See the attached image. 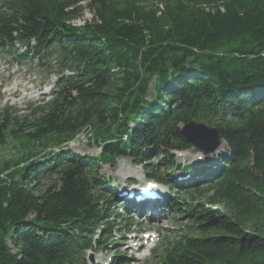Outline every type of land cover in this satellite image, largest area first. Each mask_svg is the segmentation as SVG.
<instances>
[{"label":"trees","instance_id":"obj_1","mask_svg":"<svg viewBox=\"0 0 264 264\" xmlns=\"http://www.w3.org/2000/svg\"><path fill=\"white\" fill-rule=\"evenodd\" d=\"M17 43L60 78L29 114L0 112V146L34 150L0 163V264H88L113 228L102 166L172 168L192 120L226 152L182 167L206 203L171 204L186 233L150 264H264V0H2L0 50ZM81 134L96 154L68 149Z\"/></svg>","mask_w":264,"mask_h":264},{"label":"rangeland","instance_id":"obj_2","mask_svg":"<svg viewBox=\"0 0 264 264\" xmlns=\"http://www.w3.org/2000/svg\"><path fill=\"white\" fill-rule=\"evenodd\" d=\"M90 18V13L88 11H84L82 18L73 22L76 25H81L85 20L89 21ZM32 63H36V61L34 60ZM54 79V74L43 70L41 66H36L35 64L30 63L19 65L12 61V56L10 53L1 52L0 107L5 104H11L15 107H25V105L28 103H35L41 98L43 92H47V87L49 86L48 83H51L54 81ZM87 138V134L79 135L73 141L67 143L68 149L80 155L87 153L96 154L98 149L94 145H89ZM33 151L34 150L31 144L22 145L19 143V141L7 139L6 144L0 146V163L4 161L13 163L18 161L21 157H24V155L27 153L29 154ZM225 152L226 146L224 144H222L215 152H212L211 157H208L210 159L209 162L211 163V166L215 163L214 159L217 156H222V154ZM156 153L152 155L148 161H146L145 165L143 163L142 165H139L131 158H120L116 161L114 167H109L107 165L102 166L99 172L100 177L107 179L105 180L106 185H108L107 188L111 189L114 184L122 185L124 181L129 179L140 180L142 181L141 184L143 185L145 180L150 181L151 179L144 176L143 173L152 172L159 175L158 173L161 172L162 174H166V177L172 173L175 175V172L171 173V171L160 165V160H162V158L161 156L156 158ZM199 155L200 153H198L197 149L194 147L183 151H175V156L177 159L174 163L179 168L184 169L182 167H185L189 163H197V157ZM155 170L157 172H155ZM180 173L182 172H178V174ZM46 184V180H41V186H45ZM157 187L161 188V186ZM164 189L166 194L173 196L174 199L177 198L174 195H177L179 198H184V201H192V199H194V202L197 204L206 203L203 195H194L190 192L187 193L183 191H181L179 194H174L168 189L167 186ZM107 193L110 192L107 191ZM169 203L173 204L172 201H169ZM112 210L115 211L114 208ZM112 213L115 214V212ZM149 214L151 218H148V216L146 217V214L143 215V213L139 212L140 216L136 215L132 219L133 224H130L127 227H124V224L120 222L118 225L120 231L113 233V238H111V241L109 239L105 240L106 245L113 243L115 248H110V246H108L104 248H96L91 252L89 251L88 256L91 259V264H107L109 260L112 259V252L114 249L120 250L122 255L125 256L124 259L129 261V264H150L157 258L158 253H161L167 239L171 241L172 238L186 233V221L184 218H179L177 216L176 218H173L174 214L172 211L167 214L164 210H153ZM114 220L115 218H113V222H115ZM146 233L152 234L150 237L152 241H150V239L144 240L142 238L147 236ZM132 236L135 237L134 241H138L140 239V241H143L138 242L142 244V248L138 247L139 245L137 242L134 243L130 241ZM144 241L147 242L146 245H144ZM135 245L136 247L140 248V250L135 251ZM154 246L158 248V252L156 250L155 254H153L151 257L148 254L150 252V247L152 249ZM154 255H156L155 258Z\"/></svg>","mask_w":264,"mask_h":264},{"label":"water","instance_id":"obj_3","mask_svg":"<svg viewBox=\"0 0 264 264\" xmlns=\"http://www.w3.org/2000/svg\"><path fill=\"white\" fill-rule=\"evenodd\" d=\"M181 129L185 142L194 146L203 154L212 153L224 143L217 128L210 127L202 122L192 120L184 124Z\"/></svg>","mask_w":264,"mask_h":264},{"label":"bare ground","instance_id":"obj_4","mask_svg":"<svg viewBox=\"0 0 264 264\" xmlns=\"http://www.w3.org/2000/svg\"><path fill=\"white\" fill-rule=\"evenodd\" d=\"M182 128V127H181ZM181 132H182V129H181ZM184 137V136H183ZM191 147H194V146H190V148ZM195 148V147H194ZM219 147H217L216 149H215V151L218 149ZM197 149V148H196ZM197 151H198V153H200L201 155H199L198 157H197V161H203V160H205V159H209L208 157H211V153H206V154H203L201 151H199L198 149H197ZM215 151H212V152H215ZM157 182H158V180H156ZM148 181L147 180H145L144 181V183H143V188H146V183H147ZM157 182H151L153 185H156V186H160ZM128 183V180H126V181H124V183L123 184H127ZM152 184H150V187H153V185ZM115 185V184H114ZM165 185V184H164ZM116 186V185H115ZM167 186V185H166ZM168 187V186H167ZM169 189V188H168ZM156 191V198L155 199H153V200H151V199H148L147 197H145L144 195H142L141 196V201L139 202V206H140V210H139V212L140 213H146V212H152L153 210L155 211V207H157V206H159L160 205V203H161V200H162V195H161V193L159 192V190H155ZM162 194L163 195H165V196H167V194H166V191H165V189L162 191ZM160 196V197H159ZM131 200H132V198H131ZM135 238V237H134ZM139 239V238H138ZM138 247H141L142 246V244H140V243H138Z\"/></svg>","mask_w":264,"mask_h":264}]
</instances>
